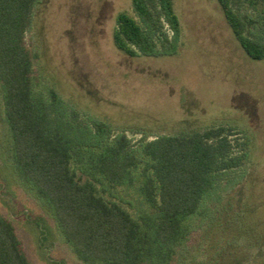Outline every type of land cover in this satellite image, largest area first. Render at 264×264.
Wrapping results in <instances>:
<instances>
[{
    "label": "trees",
    "instance_id": "obj_1",
    "mask_svg": "<svg viewBox=\"0 0 264 264\" xmlns=\"http://www.w3.org/2000/svg\"><path fill=\"white\" fill-rule=\"evenodd\" d=\"M113 42L131 58L178 54L174 0H131ZM236 40L264 60V34L247 35L237 10L257 13L264 0H217ZM39 0H0V91L16 172L54 216L85 264H173L190 221L219 204L228 172L248 164L251 139L233 126H211L138 142L85 113L54 87L36 91L38 50L27 42ZM225 188H228L226 186ZM0 264H30L13 222L0 214Z\"/></svg>",
    "mask_w": 264,
    "mask_h": 264
},
{
    "label": "rangeland",
    "instance_id": "obj_2",
    "mask_svg": "<svg viewBox=\"0 0 264 264\" xmlns=\"http://www.w3.org/2000/svg\"><path fill=\"white\" fill-rule=\"evenodd\" d=\"M181 45L170 57L131 58L113 42L131 0H39L27 42L40 60L36 91L54 87L82 113L143 137L233 126L251 139L248 164L227 173L221 200L190 221L173 264H264V60L236 40L217 0H174ZM247 35H263L257 13L237 10ZM228 186V188H225ZM0 214L10 219L30 264H85L56 220L18 176L0 91Z\"/></svg>",
    "mask_w": 264,
    "mask_h": 264
}]
</instances>
